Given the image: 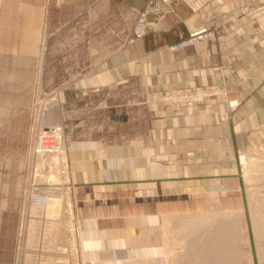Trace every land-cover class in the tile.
<instances>
[{"label":"crops","instance_id":"1","mask_svg":"<svg viewBox=\"0 0 264 264\" xmlns=\"http://www.w3.org/2000/svg\"><path fill=\"white\" fill-rule=\"evenodd\" d=\"M146 2L114 8L117 26L127 14L136 20ZM263 4L178 0L172 13L151 19L142 38L128 41L123 30V44L86 74L92 91L135 86L148 112L145 129L134 137L67 141L88 263L147 264L150 252L162 246L166 221L174 223L191 209L221 206L226 193L230 206H241L242 156L251 148L264 150V15L250 16ZM47 5V0H0V80L12 81L10 100L7 83L6 107H0L6 111L0 117V264L14 260L13 218L20 202L11 193L24 190L28 170L30 116L14 115L15 64H30L21 49L42 45ZM76 26L70 31L76 33ZM206 28H214L215 37L181 52L170 50ZM193 89L215 93L181 113L161 100Z\"/></svg>","mask_w":264,"mask_h":264},{"label":"rangeland","instance_id":"2","mask_svg":"<svg viewBox=\"0 0 264 264\" xmlns=\"http://www.w3.org/2000/svg\"><path fill=\"white\" fill-rule=\"evenodd\" d=\"M136 1L47 0V25L43 32L42 45L21 49L22 52L29 53L30 64H15L13 107H15L14 115L17 120H23L24 115L30 116L25 117L29 119L26 155L28 170L24 190L11 193V198L20 202V207L16 209V215L13 218L14 260L12 264H50L53 260H55L54 264H92L88 263L90 256L85 254L89 248H86V242L81 239V221L77 215L79 201L71 181L70 152L67 141L76 139L109 141L117 138H131L142 132L147 125L148 112L135 86L127 85L92 91L89 85L93 84V81L84 78L95 67L98 60L114 52L123 44L121 34L124 33L123 30L129 36L128 41L134 38L130 32L132 26L136 25L134 24L136 20L131 14H127L118 27L116 22L118 17L113 9L135 6ZM106 8H111L112 11L103 15L101 10ZM71 14H73L72 18ZM70 25H77L76 33L70 31ZM61 28H63L62 32H60ZM31 42L35 45L39 44L36 39ZM7 83H9L10 100L12 81L0 80V92L3 90V95H0V107H6ZM166 96L167 94L162 96L161 100L170 103L166 100ZM185 108L187 107H173L175 113H181ZM2 116H6V111L0 108V117ZM21 120L16 123V149L19 141V127H23ZM56 127H60L63 131L64 146L69 159L67 170L59 164L55 166L56 168L54 165L51 167V156H36L31 152V144L36 136L46 129ZM249 152L251 154L247 158V163L242 161L243 166L240 170L241 206H230V197L226 193L220 199L221 206L191 209L184 213L185 215L176 216L174 223L170 222V224L179 230L182 228L180 221L188 220V217L192 218V216L201 217L200 219L210 216L212 221L225 222L227 226H231L227 224L228 221L235 220L234 228L238 230L243 228L242 233L237 234L236 247L231 249L237 252L234 256L236 264H264V239L257 241L253 222V209H255V215L262 211L264 213V150L251 148L246 153ZM262 164L263 167H261ZM257 165H260L261 170L257 169ZM52 169L54 170L50 172ZM212 214L214 215L211 216ZM239 214L242 216H240V223ZM52 222L56 225L54 227L52 225L53 229L50 224ZM194 227L191 239L196 240L195 236L201 237L197 238L202 241L198 240L200 242L196 243L198 246L204 242L203 237L208 238L214 230L217 231L220 228L218 224L210 228L199 225ZM31 232L37 233V236ZM2 242L1 250L5 249L7 240L3 239ZM183 242L184 240L181 243L179 241L175 243L171 256H165L160 251L158 254L150 252L147 264H182V262L184 264L188 261L197 260L195 262L197 263L201 260L202 252L206 251L203 248L204 244L198 248L197 246L190 248L182 244ZM187 242L189 243L188 240ZM162 246L157 250H162ZM185 246L190 249L188 250ZM228 248V246H222L219 248L222 250H215V253H227ZM218 253L216 254L219 258L221 255ZM46 259H48L47 262ZM92 260L95 261V257ZM29 261L32 262L29 263Z\"/></svg>","mask_w":264,"mask_h":264},{"label":"built area","instance_id":"3","mask_svg":"<svg viewBox=\"0 0 264 264\" xmlns=\"http://www.w3.org/2000/svg\"><path fill=\"white\" fill-rule=\"evenodd\" d=\"M177 2L178 0H147L144 8L138 13L133 32L134 38L140 39L146 34L152 23L151 19L156 20L164 14L172 13ZM262 15H264V4L250 14L253 19ZM215 35L216 31L214 28L202 29L183 38L180 43L170 47V50L181 52L187 48L195 47L201 42L215 37ZM214 93L213 91L203 89H193L170 94L165 98L171 104L184 108L209 98ZM231 107H235V104L232 103ZM31 152L36 156H56L60 166L64 167V170H67L69 159L64 146L63 131L60 127L46 129L43 133L38 134L35 140L32 141Z\"/></svg>","mask_w":264,"mask_h":264},{"label":"bare ground","instance_id":"4","mask_svg":"<svg viewBox=\"0 0 264 264\" xmlns=\"http://www.w3.org/2000/svg\"><path fill=\"white\" fill-rule=\"evenodd\" d=\"M38 131V130H37ZM249 154H251V153H249ZM264 154V153H263ZM248 156H250V155H248ZM248 156H247V154H244V156H242L243 157V162L244 163H247V158H248ZM52 157V162H50V166L52 167L53 165H54V168H56L55 166H57V164H59V160H57V157L56 156H51ZM253 157V156H252ZM259 157V156H258ZM262 157V156H261ZM41 158V157H40ZM257 158V157H256ZM259 159V158H258ZM254 160V159H253ZM262 161V160H261ZM249 162V161H248ZM255 164V163H254ZM264 164V163H263ZM263 164H262V166L261 167H263ZM60 165V164H59ZM49 166V167H50ZM258 167H257V169H259V170H261L260 169V165H257ZM255 167V166H254ZM54 169H52V170H50V172L51 171H53ZM56 171H58L57 169H55ZM258 170V171H259ZM56 171H54V172H56ZM46 181V180H45ZM52 205H54V204H52ZM70 208V207H69ZM34 210H36L37 211V209L36 208H34ZM54 210V209H53ZM68 210H70V209H68ZM254 210L255 209H253V222H254V229H255V233H256V238H257V241L258 242H260L262 239H264V213H263V211L262 212H259L257 215H255V212H254ZM70 214H71V212H70ZM234 214V213H233ZM214 214H212L211 216H213ZM226 214H224V216H225ZM198 216V215H197ZM238 216V215H237ZM240 216H241V214H239V218H238V220H239V223L241 222V218H240ZM205 218H206V216H204ZM235 217V216H234ZM242 217V216H241ZM70 218V217H69ZM189 218H191V217H188V220H185V221H180V224L182 225H180V227H182V228H180L179 230H177V227L175 228V227H173L172 226V224H170V222H172V221H166L165 222V225H164V230H163V242H162V250H159V251H161V253H163L165 256H171V255H173V250H174V247H175V243H178V241H179V243H181L182 242V240H184V242L182 243V244H184V245H187L188 247H190V248H194V247H196V248H198V247H200V245L201 244H204L203 245V248H205L206 249V251L205 252H202V254H201V260H199L197 263H199V264H236V258H234V256H235V254L237 253H235L234 251H232L233 249L232 248H235L236 247V241L238 240V236H237V234H238V232H241L242 233V230H243V228H241V229H236V227L234 228V222H235V220H233V218H232V220L233 221H228L227 222V224H230L231 226H227L226 224H225V222H219V221H215L214 219V221H212V217L210 218V216L208 217V218H206V219H200L201 217H193L192 216V218H195V219H192L191 218V220L189 219ZM228 218V217H227ZM229 219V218H228ZM71 220V219H70ZM225 220V219H224ZM32 221V220H31ZM175 221V220H174ZM33 222V221H32ZM56 222V221H55ZM218 222V223H217ZM33 223H35V221L33 222ZM58 223V225H59V222H57ZM57 223H55V224H57ZM70 223V222H69ZM238 223V222H237ZM51 224V227H52V225H53V227L54 226H56V225H54L53 224V222L52 223H50ZM72 224V223H71ZM214 224H218L219 226H220V228H218L217 229V231L216 230H214V232H213V234H211L208 238H206V239H204V237H203V243H201L199 246L196 244L197 242H198V240L199 241H201V239H198L197 240V238H201V237H196L195 236V238H196V240H192L191 239V236H192V234L194 233V232H192L193 231V226H195L196 227V225H199V226H203V227H205V228H210V226H213ZM236 224V223H235ZM239 225V224H238ZM34 226V225H33ZM227 226V227H226ZM47 227V226H46ZM50 227V228H51ZM53 227L51 228V229H53ZM194 227V228H195ZM57 228V227H56ZM199 228V227H198ZM68 229H69V227H68ZM36 230V229H35ZM67 230V229H66ZM197 230V229H196ZM195 230V231H196ZM45 231V230H44ZM52 231V230H51ZM70 231V230H69ZM199 231H201V230H199ZM57 232V231H56ZM209 232V231H208ZM216 232V233H215ZM32 233V232H31ZM71 234H72V232H70ZM197 233V232H196ZM207 233V232H206ZM32 234H36L35 236H37V233H32ZM53 234V233H52ZM54 234H55V232H54ZM56 235V234H55ZM73 235V234H72ZM72 235H71V237H72ZM195 235V234H194ZM58 236V235H57ZM74 236V235H73ZM45 237V236H44ZM193 237V236H192ZM55 238H56V236H55ZM58 238V237H57ZM194 238V239H195ZM23 240V239H22ZM56 239H54V241H55ZM187 240L189 241V243L187 242ZM30 241V240H29ZM61 241V240H60ZM75 241V240H74ZM185 241H186V243H185ZM71 242H73V241H71ZM202 242V241H201ZM55 243V242H54ZM198 243H200V242H198ZM75 244V243H74ZM55 246H56V244H55ZM61 246V245H60ZM177 246V245H176ZM181 246V245H180ZM187 246H185V247H187ZM202 246V245H201ZM222 246H228L229 248H228V252L227 253H223V252H220V254L218 253V252H216V253H218L219 255H221V257L219 256V258H218V255L215 253V250H218L220 247H222ZM235 246V247H234ZM53 247V246H52ZM86 247H88V244L86 245ZM185 247H184V249H185ZM187 247V248H188ZM31 248V247H30ZM190 248H188V250L190 249ZM203 248H201V249H203ZM227 248V247H226ZM261 248V247H260ZM263 248V247H262ZM37 249V248H36ZM53 249H54V247H53ZM56 249V248H55ZM63 249V248H62ZM232 249V250H231ZM65 250V249H64ZM192 250V249H191ZM190 250V251H191ZM208 250V251H207ZM219 250H222V249H219ZM227 250V249H226ZM232 252H231V251ZM263 250V249H262ZM224 251V250H223ZM38 252V251H37ZM59 252H60V250H59ZM63 252H66V251H63ZM152 252L153 253H155V254H158L159 252L155 249V250H152ZM225 252V251H224ZM42 253V252H41ZM47 253V252H46ZM62 253V252H61ZM264 253V252H263ZM262 253V254H263ZM51 254V253H50ZM54 254H56V253H54ZM175 254V253H174ZM181 254V253H180ZM28 255V254H27ZM53 255V254H52ZM62 255V254H61ZM67 255V254H66ZM182 255V254H181ZM35 256V255H34ZM65 256V255H64ZM215 256H217V257H215ZM55 258H56V256H55ZM175 258V257H174ZM50 259H51V257H50ZM49 259V260H50ZM53 259H54V257H53ZM59 259V258H58ZM168 259H169V257H168ZM194 259V258H193ZM197 259V258H196ZM43 260V259H42ZM47 260L48 259H46V262H47ZM61 260V259H60ZM59 260V261H60ZM64 260V259H63ZM184 260V259H183ZM52 261V260H51ZM54 261L55 260H53V262H51L50 264H54ZM65 261V260H64ZM146 261V260H145ZM194 261V260H193ZM191 262V261H188V262H184V264H197V263H195V262ZM30 262H32V261H29V263ZM58 262V261H57ZM60 262H62V261H60ZM66 262V261H65ZM64 262V263H65ZM176 262H178V261H176ZM181 262V261H180ZM28 263V262H27ZM44 263V262H43ZM148 263V262H147ZM47 264H49V263H47ZM171 264V263H170ZM174 264V263H173ZM182 264H183V262H182Z\"/></svg>","mask_w":264,"mask_h":264}]
</instances>
